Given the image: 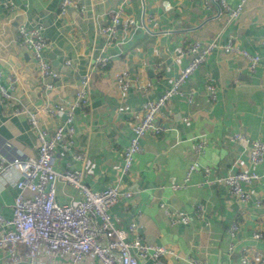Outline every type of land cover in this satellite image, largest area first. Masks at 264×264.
<instances>
[{"label": "crops", "instance_id": "0c3cea01", "mask_svg": "<svg viewBox=\"0 0 264 264\" xmlns=\"http://www.w3.org/2000/svg\"><path fill=\"white\" fill-rule=\"evenodd\" d=\"M6 1L0 0L1 83L11 96L6 103L0 99V142L10 144V149L4 148L6 156H35L36 134L26 112H36L39 126L53 133L65 116H50L41 109L74 104L77 90L87 79L90 105L75 108L74 145L57 146L55 170L81 172L92 191L117 186L130 192V198L110 207L113 223L128 231L129 224L135 222L136 230L128 232L129 241L138 235L146 244L172 250L164 264H189L192 260L239 264L242 254L249 264H264V158L251 169L259 174V181L243 186L250 195L245 204L215 181L230 172L249 169L247 150L231 140L234 134L264 143V0L247 1L234 19L220 1L211 0H75L84 11L67 7L63 14L61 0H11V9L4 7ZM223 1L235 9L241 0ZM118 8L136 27L127 31L119 27L116 39L110 41L101 29L110 23L109 12ZM38 24L49 43L43 56L60 72L58 79L41 77L30 52L16 41L19 26ZM194 41L204 46L213 41L220 46L232 42L260 56L261 61L251 72L243 58L212 50L182 86V96L171 97L161 110L158 125L162 133L141 140L142 151L135 156L131 172L123 176L122 151L141 118L142 105L171 86L189 63L191 55L184 50ZM98 58L106 60L104 67L96 65ZM121 71L127 72L130 82L124 94L114 79ZM9 78L15 80L12 89ZM46 83L54 89L46 90ZM207 83L215 88L214 101L206 96ZM144 88L147 94L142 92ZM20 107L26 112L17 113ZM200 139L208 147L196 153L194 147ZM82 150H87L85 164L74 159ZM192 163L209 165L210 174L204 176L197 170L184 188L172 191L169 186L183 183ZM18 177L16 170L0 176V214L6 219L12 216ZM207 179L213 183H205ZM55 188L58 204L80 201L74 187L57 181ZM160 203L186 213L190 223L171 226ZM199 205L204 209L201 218L195 216ZM233 222L239 230L230 240L226 230ZM257 232L262 234L260 239L254 238Z\"/></svg>", "mask_w": 264, "mask_h": 264}, {"label": "built area", "instance_id": "2783aa9c", "mask_svg": "<svg viewBox=\"0 0 264 264\" xmlns=\"http://www.w3.org/2000/svg\"><path fill=\"white\" fill-rule=\"evenodd\" d=\"M219 2L228 11L230 19L237 18L247 1L241 0L235 9H229L223 0H211ZM7 9L12 8V1L4 3ZM67 7L83 12V7L75 0H61L60 12L63 14ZM109 25L103 27L101 32L113 41L116 39L117 30L120 27L124 31L136 27L134 20L127 16L121 8L109 12ZM16 41L26 48L34 61L41 77L45 79H58L60 72L54 69L45 59L43 52L49 47V43L42 35V26L27 27L21 25L17 28ZM263 58H264V41ZM214 49H221L226 54L243 58L251 72L261 61V57L240 49L232 42L218 45L215 41L207 45L199 41L189 43L184 54L191 55L187 66L182 68L171 86L158 98L147 100L142 105L141 118L132 127V137L128 145L122 151L123 176L131 172L136 155L142 151L141 140L148 135L158 136L162 128L158 125L161 110L167 105L171 97L182 96L181 88L188 78L205 62L208 54ZM96 65L104 67L106 60L98 58ZM70 61L65 62L69 66ZM115 82L122 94L127 92L130 82L126 71L117 72L114 75ZM2 73L0 72V99L3 103L11 99L9 90L2 85ZM13 78H9L10 88H13ZM46 90H53L51 83L45 84ZM144 94L148 89L142 90ZM209 101L215 100V88L207 83L205 87ZM76 102L70 105H51L41 109L50 116L64 114L65 120L59 124L53 133L39 126L38 114L26 112L20 107L16 112H26L30 129L36 134L37 154L35 156H13L8 158L4 148L10 149V144L0 142V176L10 175L16 170L19 177L16 182L17 195L12 204V216L9 219L0 214V264H140L145 260H152L154 264H164L167 256L173 255L172 250L164 246H152L140 240L137 235L131 241L128 240V232H134L137 224L131 222L128 231L118 229L113 223L109 213L111 206L122 198H130V192H123L117 186H110L102 191H92L84 184L82 173L78 171L55 170V149L58 145L71 148L74 145L76 133L74 125V111L78 106L90 105V90L87 79H84L77 90ZM191 101V97H188ZM234 143L244 146L248 153L249 169L238 172H230L218 178L227 188L229 195L238 202L245 204L250 200L249 193L244 189L245 185H252L259 181L260 176L251 170L263 162L264 143L259 140H251L244 134H234L231 137ZM208 147L205 140L200 139L195 147L196 153H202ZM74 159L85 164L87 150L78 151ZM201 170L204 176L211 172L209 165L200 166L192 163L189 165L183 183L171 184L172 191L185 187L191 173ZM57 181H61L74 187L80 194L77 204L61 205L56 202ZM211 184L213 181L205 180ZM259 205V202L257 203ZM159 207L168 217L170 225H188L191 218L179 210H171L164 203ZM201 205L195 207V216L203 215ZM141 216L138 213L137 218ZM239 230L237 222H233L227 228L226 233L230 240L234 239ZM261 233H255L254 238L260 239ZM232 249V245L230 246ZM176 257V256H175ZM189 264H202L198 261H189ZM239 264H249V259L242 254Z\"/></svg>", "mask_w": 264, "mask_h": 264}]
</instances>
